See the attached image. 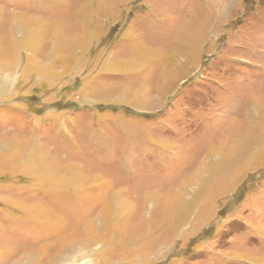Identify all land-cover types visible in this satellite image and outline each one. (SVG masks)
<instances>
[{"label": "rangeland", "instance_id": "1", "mask_svg": "<svg viewBox=\"0 0 264 264\" xmlns=\"http://www.w3.org/2000/svg\"><path fill=\"white\" fill-rule=\"evenodd\" d=\"M0 264H264V0H0Z\"/></svg>", "mask_w": 264, "mask_h": 264}]
</instances>
